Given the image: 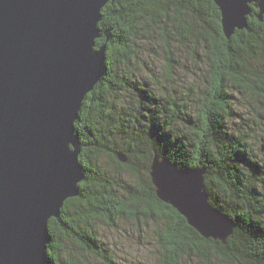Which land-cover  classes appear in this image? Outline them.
<instances>
[{
    "label": "trees",
    "instance_id": "1",
    "mask_svg": "<svg viewBox=\"0 0 264 264\" xmlns=\"http://www.w3.org/2000/svg\"><path fill=\"white\" fill-rule=\"evenodd\" d=\"M258 12L228 38L214 0H114L103 8L99 26L112 34L107 59L75 122L85 179L80 194L49 221L47 264H127L99 232L98 221L123 231L119 219L152 233L160 264H264V16ZM142 37L163 52L170 86L182 69L176 64L193 58L202 84L179 96L173 86L160 93L136 71L128 73ZM237 93L254 117L253 131L228 129ZM156 153L182 169H206L211 202L236 223L225 243L202 236L158 197L149 175Z\"/></svg>",
    "mask_w": 264,
    "mask_h": 264
},
{
    "label": "water",
    "instance_id": "2",
    "mask_svg": "<svg viewBox=\"0 0 264 264\" xmlns=\"http://www.w3.org/2000/svg\"><path fill=\"white\" fill-rule=\"evenodd\" d=\"M114 0H0V264H47L49 221L85 179L75 122L101 80L111 31L99 28ZM225 35L249 27L264 0H214ZM127 161L125 154H119ZM158 197L205 238L223 242L233 221L215 208L205 168L185 170L155 155Z\"/></svg>",
    "mask_w": 264,
    "mask_h": 264
},
{
    "label": "rangeland",
    "instance_id": "3",
    "mask_svg": "<svg viewBox=\"0 0 264 264\" xmlns=\"http://www.w3.org/2000/svg\"><path fill=\"white\" fill-rule=\"evenodd\" d=\"M110 2H113V1H110ZM256 9H258V8H256ZM102 19H103V13H102ZM102 19L100 20V22L102 21ZM100 22H99V24H100ZM99 28L103 32L109 31V30H103L100 26H99ZM98 39H105L102 44H99L98 41H96V48H99L102 45L106 44V59H107V47H108V44L110 43V40H107L106 36H102ZM139 39H140L141 46H140V48L137 49V51H139L140 53H139V55L134 54V56L137 60V63H135V64H137V66H133V69H132V67H128V68H126V71L128 73L136 71V73H139L142 76L143 80L141 82L145 83V85L149 86L150 88L152 87L153 89L156 88V90L158 88L157 91L160 93L168 92L164 88H167L171 84H170L169 79H167L165 74H164L165 67L163 64V52L161 53V50L156 51L155 47H157V45H155V44L151 45L150 44L151 40H149L148 38L142 37V39L141 38H139ZM158 48H160V47H157V50H158ZM154 51H156V52H154ZM177 56L178 55L175 53L174 59ZM190 57L193 58V54ZM193 59H189L188 61H187V59H185L182 62H179L176 64V65H179V67L182 69L178 70L177 76H176L177 81L175 84H172V86L174 87L173 90H175V92L179 96H181L185 92L188 93L187 87H189V86L193 87V85L196 86L197 84L198 85L202 84L201 83L202 79L199 78V76L201 75L200 73H201L202 68L200 67L198 62L195 59L194 60ZM181 64H183V65H181ZM172 86H170V87H172ZM169 90H172V89H169ZM241 96L242 95H239L238 93L234 94L233 99H235V100H233V107L235 110V115H234L233 121L230 119L232 121V123L230 122L228 124V126H229L228 129L231 128L232 130H234L238 133H239L240 129L243 131H246V130L253 131L252 126H253V120H254L253 115L250 113V109H248L246 106V103L243 100H241V99H243V96L242 97ZM249 126H251V127H249ZM242 128H245L246 130H244ZM259 131H260L259 135H261V133H262V135L264 134L263 130L260 129ZM77 134H79V133H77ZM251 142H253V140H251ZM81 147H82V143H81ZM257 147H258V145H256V148ZM156 155H159V154L156 153ZM104 163H105V166H109L110 167L109 169H112V163L109 162L108 158L104 159ZM174 164L177 165L176 163H174ZM197 168H202V167H197ZM192 169H194V168H192ZM185 170H191V169H185ZM151 172H152V167H150L149 175L151 176L152 181H153L154 177L152 176ZM126 179L130 180V177L126 175ZM208 194H209V192H208ZM209 196H210V194H209ZM209 200H210V197H209ZM210 202H211V200H210ZM211 204L215 208H217L218 210L222 211L220 208L215 206L212 202H211ZM222 212L225 213L224 211H222ZM228 217L234 223V225H233L234 227L232 229V232L234 233L236 223H235L233 218H231L230 216H228ZM122 221L123 220L119 219L118 223L121 224L122 228H124L123 231L121 229H119L121 231H118V229H114L113 227H109V226L98 221V224H100L99 225V232L101 234H103L102 239L108 245V248H110L113 252L115 251L118 254V256H120L121 259H123V261H122L123 263L125 260H127V264H160L158 262V256L156 255V251H157L156 249L157 248L155 246L154 239H152L153 238L152 233H150V232L148 233L145 226L142 228L143 229L142 231H139V229H138L139 227L134 226V225L131 226L128 223L124 224V222H122ZM150 225H152V224H150ZM139 234H141V235H139ZM184 264H199V263L196 259H193V260L185 261Z\"/></svg>",
    "mask_w": 264,
    "mask_h": 264
},
{
    "label": "bare ground",
    "instance_id": "4",
    "mask_svg": "<svg viewBox=\"0 0 264 264\" xmlns=\"http://www.w3.org/2000/svg\"><path fill=\"white\" fill-rule=\"evenodd\" d=\"M76 130V129H75ZM77 133V132H76Z\"/></svg>",
    "mask_w": 264,
    "mask_h": 264
}]
</instances>
